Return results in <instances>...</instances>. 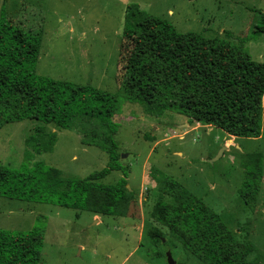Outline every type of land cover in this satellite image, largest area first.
Listing matches in <instances>:
<instances>
[{
	"label": "rangeland",
	"instance_id": "obj_1",
	"mask_svg": "<svg viewBox=\"0 0 264 264\" xmlns=\"http://www.w3.org/2000/svg\"><path fill=\"white\" fill-rule=\"evenodd\" d=\"M129 4L168 22L177 33L219 37L264 62V0H0L6 21L40 37L38 76L91 86L116 98L117 152L121 165L129 168L126 179L134 191L119 202L115 217L0 197V229L41 228L39 264H168L167 251L176 264H201L165 230L164 242L152 243L148 237L150 229L161 227L150 215L170 177L187 191L175 198L180 207L200 199L248 247L247 264H264V116L261 136L248 139L125 100L119 94L120 45ZM38 124L23 120L0 129L1 167L19 170L38 161L65 178H85L106 167L105 152L50 125L45 132L54 136V145L39 155L25 141ZM249 156L258 157L263 167L252 211L240 197ZM121 177L112 171L101 182L114 184Z\"/></svg>",
	"mask_w": 264,
	"mask_h": 264
},
{
	"label": "trees",
	"instance_id": "obj_2",
	"mask_svg": "<svg viewBox=\"0 0 264 264\" xmlns=\"http://www.w3.org/2000/svg\"><path fill=\"white\" fill-rule=\"evenodd\" d=\"M41 39L11 25L0 14V129L32 120L33 134L25 141L39 155L49 152L55 138L45 126L76 133L83 146L105 152V168L85 178L62 177L60 171L35 161L29 168L0 166V197L52 203L102 217L118 215L127 188L129 168L120 163L115 135L116 98L91 86L72 85L40 77L35 66ZM119 94L148 112L171 111L189 121L214 126L229 136L256 139L264 116V62L252 60L240 45L198 33H177L171 24L148 15L137 4L126 7L120 45ZM40 84L41 87L37 88ZM45 135L48 137L45 139ZM243 166L247 178L240 197L252 211L263 177L258 157ZM112 171L122 177L101 182ZM186 189L167 177L164 196L151 213L160 229H150L152 243L161 230L201 264H247L249 249L200 199L180 207L175 198ZM43 231L0 229V264H39Z\"/></svg>",
	"mask_w": 264,
	"mask_h": 264
},
{
	"label": "water",
	"instance_id": "obj_3",
	"mask_svg": "<svg viewBox=\"0 0 264 264\" xmlns=\"http://www.w3.org/2000/svg\"><path fill=\"white\" fill-rule=\"evenodd\" d=\"M126 187L129 188L128 185ZM162 241L164 242V239H162ZM165 255H166V259H167L168 264H176V262L173 260V258L171 256L170 251H167Z\"/></svg>",
	"mask_w": 264,
	"mask_h": 264
},
{
	"label": "crops",
	"instance_id": "obj_4",
	"mask_svg": "<svg viewBox=\"0 0 264 264\" xmlns=\"http://www.w3.org/2000/svg\"><path fill=\"white\" fill-rule=\"evenodd\" d=\"M165 190V189H164ZM181 195H183V194H181ZM181 195H179V196H177V197H180ZM164 196V195H163Z\"/></svg>",
	"mask_w": 264,
	"mask_h": 264
}]
</instances>
